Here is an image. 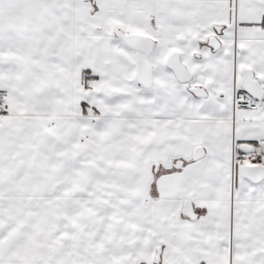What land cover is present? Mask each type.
<instances>
[{"label":"snow or ice","instance_id":"obj_1","mask_svg":"<svg viewBox=\"0 0 264 264\" xmlns=\"http://www.w3.org/2000/svg\"><path fill=\"white\" fill-rule=\"evenodd\" d=\"M0 264H264V0H0Z\"/></svg>","mask_w":264,"mask_h":264}]
</instances>
